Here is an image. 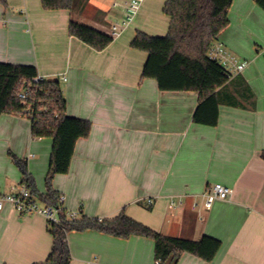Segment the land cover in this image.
I'll return each mask as SVG.
<instances>
[{"label":"crops","instance_id":"1","mask_svg":"<svg viewBox=\"0 0 264 264\" xmlns=\"http://www.w3.org/2000/svg\"><path fill=\"white\" fill-rule=\"evenodd\" d=\"M130 0H90L84 10H48L41 0L0 2V62L31 65L58 79L68 116L88 120L70 169L54 190L77 218L113 219L124 212L168 236L221 242L211 261L185 252L177 264H264V10L255 0H233L222 43L245 68L217 90L218 122L193 117L197 91H163L143 77L146 51L131 43L138 31L167 34V0H143L131 22L103 50L69 33L76 20L109 34ZM53 138H34L31 120L0 115V192L19 188L27 163L37 190L46 192ZM231 191L204 206L213 184ZM42 205L44 202L40 200ZM197 204L196 206L194 204ZM48 220L0 211V264L44 262L53 245ZM71 264H158L150 237L97 230L68 233Z\"/></svg>","mask_w":264,"mask_h":264},{"label":"trees","instance_id":"2","mask_svg":"<svg viewBox=\"0 0 264 264\" xmlns=\"http://www.w3.org/2000/svg\"><path fill=\"white\" fill-rule=\"evenodd\" d=\"M45 9H67L72 13L83 10L89 0H41ZM5 3V0H0ZM264 10V0H255ZM233 0H167L164 13L170 17L166 35L151 36L138 31L131 46L146 51L148 58L143 77L153 78L163 91H197L200 103L194 121L207 125L218 122L217 90L230 78L229 71L209 57V50L218 35L229 25L228 13ZM69 33L97 50L105 49L113 37L92 26L70 20ZM36 67L31 65L0 62V115L19 114L32 123L34 138L51 137L53 147L48 173L45 178L46 192L37 190L27 163L12 155L33 195L46 205L58 209L59 223H49L53 237L52 249L44 262L35 264H71L72 255L68 244L71 231L97 230L113 236L128 238L132 235L150 237L155 241V257L159 264H177L185 252L211 261L221 242L205 235L200 240L168 236L156 232L135 221L124 212L113 219L91 218L82 215L72 220L59 203L60 194L53 188L57 174L70 169L78 139L87 137L91 123L67 115L66 98L58 79H44L35 83ZM30 89L24 102L19 92ZM264 159V151L262 152Z\"/></svg>","mask_w":264,"mask_h":264},{"label":"built area","instance_id":"3","mask_svg":"<svg viewBox=\"0 0 264 264\" xmlns=\"http://www.w3.org/2000/svg\"><path fill=\"white\" fill-rule=\"evenodd\" d=\"M143 0H130L128 4L124 5V16L121 21L112 25L109 35L116 37L120 32L131 22L134 15L139 10ZM209 57L218 61L223 65L230 73V77L242 71L247 63L245 61L239 62L237 58L232 56L222 43H214L209 50ZM45 78L37 76L33 79L35 83H39ZM30 96V89L25 88L19 92V98L24 102ZM231 191L228 187L216 183L204 193V206L210 208L215 200H227L230 198ZM59 203H63V197L59 199ZM11 205L21 215L26 214H41L45 216L48 223H59L58 209L49 205H42L40 198L33 195L26 182H21L19 188H14L10 193L0 192V211H2L6 205ZM197 205L196 203L194 204ZM68 217L72 220L77 218L75 212H67ZM159 264V262H157Z\"/></svg>","mask_w":264,"mask_h":264},{"label":"rangeland","instance_id":"4","mask_svg":"<svg viewBox=\"0 0 264 264\" xmlns=\"http://www.w3.org/2000/svg\"><path fill=\"white\" fill-rule=\"evenodd\" d=\"M89 3H90V0H89L88 3L85 5L84 9L87 7V5H88ZM84 9H83V10H84Z\"/></svg>","mask_w":264,"mask_h":264}]
</instances>
